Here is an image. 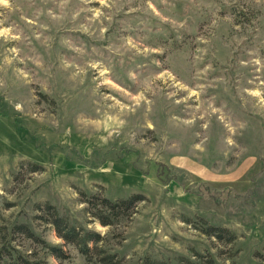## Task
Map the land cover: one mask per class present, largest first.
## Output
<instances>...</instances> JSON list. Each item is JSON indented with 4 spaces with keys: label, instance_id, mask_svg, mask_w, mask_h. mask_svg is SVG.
<instances>
[{
    "label": "rangeland",
    "instance_id": "374dc122",
    "mask_svg": "<svg viewBox=\"0 0 264 264\" xmlns=\"http://www.w3.org/2000/svg\"><path fill=\"white\" fill-rule=\"evenodd\" d=\"M81 192L144 201L109 228ZM45 203L129 264H263L264 0H0V246L88 264L37 219Z\"/></svg>",
    "mask_w": 264,
    "mask_h": 264
},
{
    "label": "trees",
    "instance_id": "16d2710c",
    "mask_svg": "<svg viewBox=\"0 0 264 264\" xmlns=\"http://www.w3.org/2000/svg\"><path fill=\"white\" fill-rule=\"evenodd\" d=\"M80 201L86 205L85 212L90 221L97 222L102 227L114 228L121 226L132 219L136 214L137 205L144 201L140 194H133L127 198L110 200L97 194H86L81 192ZM36 211L43 216H37L42 219L44 224L49 225L56 236L68 246L73 247L77 253L88 264H129L124 258L119 257L117 253L112 252L106 245V237L94 230L79 227L70 222L67 216L61 215L51 204L36 205ZM184 223L191 225L194 230L199 231L207 238H214L218 242L227 246H232L237 237L226 227L213 226L208 224L202 218L191 220L185 218ZM14 233L23 234L27 239H33L41 243L29 227L25 224L15 226L11 230ZM6 238V236H5ZM1 242L0 246V264H46L42 260H29L25 255L9 246V243ZM43 249L47 255L53 259L63 262L69 259L61 246H50L44 242ZM230 258V257H228ZM264 264V258L262 259ZM140 264H219L209 253H199L192 251L189 256L178 255L173 259H154L146 256Z\"/></svg>",
    "mask_w": 264,
    "mask_h": 264
}]
</instances>
